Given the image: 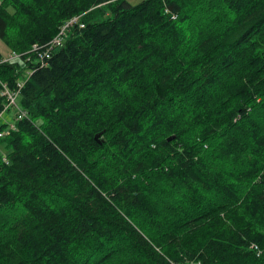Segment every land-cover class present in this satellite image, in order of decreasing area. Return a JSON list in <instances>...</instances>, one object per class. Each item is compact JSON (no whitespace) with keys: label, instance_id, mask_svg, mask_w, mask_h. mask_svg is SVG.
I'll use <instances>...</instances> for the list:
<instances>
[{"label":"trees","instance_id":"16d2710c","mask_svg":"<svg viewBox=\"0 0 264 264\" xmlns=\"http://www.w3.org/2000/svg\"><path fill=\"white\" fill-rule=\"evenodd\" d=\"M0 41V264H264V0H0Z\"/></svg>","mask_w":264,"mask_h":264},{"label":"built area","instance_id":"2783aa9c","mask_svg":"<svg viewBox=\"0 0 264 264\" xmlns=\"http://www.w3.org/2000/svg\"><path fill=\"white\" fill-rule=\"evenodd\" d=\"M79 22L78 17L72 18L69 21H67L59 30L57 35L48 43L46 46L41 48H33V50L37 54L38 60L43 64L46 59H49L50 54L60 48L62 46L63 39L66 37L67 30L71 25L77 24ZM80 27H83V25H80ZM17 56L14 54H10L7 58L4 59V61H12L16 59ZM29 73L26 72V74L23 75V77L15 83V87L13 90L9 89L6 85H2L1 89V96L5 98V107L4 111L12 110L14 112V118L13 122L11 124H8L9 129L13 128V124L16 121H20L24 119L27 115V113L20 108V106L17 104V99L20 93V90L22 89L24 85V81L27 80L29 77ZM4 132L0 133V137H2Z\"/></svg>","mask_w":264,"mask_h":264},{"label":"rangeland","instance_id":"374dc122","mask_svg":"<svg viewBox=\"0 0 264 264\" xmlns=\"http://www.w3.org/2000/svg\"><path fill=\"white\" fill-rule=\"evenodd\" d=\"M130 3H131V5H133V6H135V5H137V4H139L142 0H128ZM11 53V51L10 50H8L7 48H6V46L3 44V42H1L0 41V54L3 56V57H8V55ZM11 112H12V110H11ZM10 111L8 112V111H2V112H0V123H4V124H6V125H8V124H11L12 122H13V117H12V113H11ZM259 121L256 123L257 125H262V123H264V115H259ZM239 127H240V124H239ZM240 129V128H239ZM240 132H242V129H240ZM243 133V132H242ZM243 136H244V134H243ZM242 136V139L244 140V137ZM225 147H230V144L227 142L226 144H225ZM228 148H225V150H229ZM239 152V151H238ZM148 180V179H147ZM146 180V181H147ZM145 182V181H144ZM151 182H156V181H152V180H150V178H149V181H148V183H151ZM146 185V184H145ZM150 185V184H149ZM163 208H162V210L165 208V206L163 205L162 206ZM161 208V207H160ZM165 211H169V209H164Z\"/></svg>","mask_w":264,"mask_h":264},{"label":"water","instance_id":"95a60500","mask_svg":"<svg viewBox=\"0 0 264 264\" xmlns=\"http://www.w3.org/2000/svg\"><path fill=\"white\" fill-rule=\"evenodd\" d=\"M101 133H98L97 135H95L94 140L98 143L101 144V142L99 141L100 137H101ZM172 138H169L168 141H170Z\"/></svg>","mask_w":264,"mask_h":264}]
</instances>
